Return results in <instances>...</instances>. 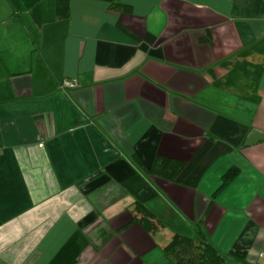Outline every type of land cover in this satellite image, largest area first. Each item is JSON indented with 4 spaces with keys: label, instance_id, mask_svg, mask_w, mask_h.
I'll list each match as a JSON object with an SVG mask.
<instances>
[{
    "label": "crops",
    "instance_id": "obj_1",
    "mask_svg": "<svg viewBox=\"0 0 264 264\" xmlns=\"http://www.w3.org/2000/svg\"><path fill=\"white\" fill-rule=\"evenodd\" d=\"M68 4L0 0V264H177L193 222L264 264V0Z\"/></svg>",
    "mask_w": 264,
    "mask_h": 264
},
{
    "label": "trees",
    "instance_id": "obj_2",
    "mask_svg": "<svg viewBox=\"0 0 264 264\" xmlns=\"http://www.w3.org/2000/svg\"><path fill=\"white\" fill-rule=\"evenodd\" d=\"M117 5L119 6V4ZM68 12V0H56V17L66 16ZM135 161L139 168L147 174L169 180L174 179L185 165V162L181 159L158 154L154 157L149 168L145 167L141 161L137 159ZM225 177H229V174H226ZM136 208L141 212V215L139 217L135 216V218L146 229L155 230L158 227L159 219L154 217L141 203L137 202ZM192 226L195 236L174 233L164 246L165 252L177 264H195L199 260H204L209 264H223L226 259L225 255L210 241L202 225L199 222H193Z\"/></svg>",
    "mask_w": 264,
    "mask_h": 264
},
{
    "label": "water",
    "instance_id": "obj_3",
    "mask_svg": "<svg viewBox=\"0 0 264 264\" xmlns=\"http://www.w3.org/2000/svg\"><path fill=\"white\" fill-rule=\"evenodd\" d=\"M260 137H264V134L262 132H260L256 128L252 129V131L250 132L248 138L246 139V143H251V142L255 141L256 139H258Z\"/></svg>",
    "mask_w": 264,
    "mask_h": 264
},
{
    "label": "built area",
    "instance_id": "obj_4",
    "mask_svg": "<svg viewBox=\"0 0 264 264\" xmlns=\"http://www.w3.org/2000/svg\"><path fill=\"white\" fill-rule=\"evenodd\" d=\"M75 84H76V80L74 79H64L61 85L63 87H73L75 86Z\"/></svg>",
    "mask_w": 264,
    "mask_h": 264
}]
</instances>
